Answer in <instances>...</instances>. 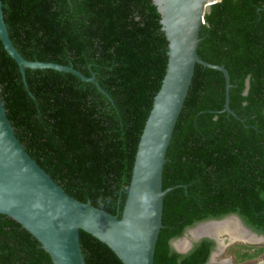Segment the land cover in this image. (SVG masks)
I'll list each match as a JSON object with an SVG mask.
<instances>
[{"label":"trees","instance_id":"trees-1","mask_svg":"<svg viewBox=\"0 0 264 264\" xmlns=\"http://www.w3.org/2000/svg\"><path fill=\"white\" fill-rule=\"evenodd\" d=\"M10 40L28 61L73 74L25 68L0 41V97L27 153L80 202L121 217L139 139L167 65L168 42L152 0H1ZM199 32L198 56L223 65L225 80L196 64L166 153L162 227L154 264H207L214 243L184 255L170 242L208 220L237 215L264 237V0H219ZM247 82V83H246ZM247 87V90H246ZM85 264H120L80 230ZM234 263L264 247L244 246ZM0 264H53L19 223L0 215Z\"/></svg>","mask_w":264,"mask_h":264},{"label":"water","instance_id":"water-1","mask_svg":"<svg viewBox=\"0 0 264 264\" xmlns=\"http://www.w3.org/2000/svg\"><path fill=\"white\" fill-rule=\"evenodd\" d=\"M160 14V23L168 42L167 65L161 86L154 96L152 108L142 130L134 159L132 175L121 217L111 215L70 197L44 169L27 153L15 135L0 97V215H5L27 230L48 253L53 264H85L80 230L104 242L120 264H154L155 245L162 227L163 197L173 188L162 189V172L166 162L174 127L183 108L196 64L217 70L225 80V104L222 112L236 117L229 106L230 76L223 65L202 60L197 53L199 32L211 5L219 0H152ZM0 41L4 50L16 62L25 83V68L52 69L73 74L83 82L103 89L95 75L86 77L72 66L28 61L13 46L4 21L0 0ZM247 83V82H246ZM247 90V87H246ZM236 219L260 243L264 237L247 228L242 220L232 215L219 220L198 223L206 225ZM195 228V227H194ZM218 246L211 252L207 264L215 263L213 254L221 251L223 243L218 235L201 234ZM184 255L191 245L178 249ZM219 249V250H218ZM219 253V252H218ZM260 264H264L262 261Z\"/></svg>","mask_w":264,"mask_h":264},{"label":"rangeland","instance_id":"rangeland-1","mask_svg":"<svg viewBox=\"0 0 264 264\" xmlns=\"http://www.w3.org/2000/svg\"><path fill=\"white\" fill-rule=\"evenodd\" d=\"M229 236H231L229 231L223 229L221 235L219 236V239L223 240L224 242L221 251H219V253L215 257V263L226 262L227 260H230L231 264H238L234 263V259L237 254L242 253L244 250H246L244 246L264 247V241L260 243H250L248 241H242L240 239H232V236L230 239ZM179 238L180 239L178 241H183L184 239L190 241L191 239V237L187 234V229ZM217 246L218 245L216 244L215 248H217ZM262 261H264V252L262 254H259L257 257L249 259L243 263L241 262L240 264H260Z\"/></svg>","mask_w":264,"mask_h":264},{"label":"bare ground","instance_id":"bare-ground-1","mask_svg":"<svg viewBox=\"0 0 264 264\" xmlns=\"http://www.w3.org/2000/svg\"><path fill=\"white\" fill-rule=\"evenodd\" d=\"M227 230L232 236V239H240L244 241H255L257 239H253L254 236L249 235V233L242 227V225L236 220V219H227L222 222L217 223H211L206 225H199L196 228L192 229L190 231V234L193 236L201 235V234H212V235H218L220 236L222 233V230ZM231 236L230 239H231ZM221 240V239H220ZM224 242L223 240H221ZM189 245V241L187 239H184L183 241H177L175 243V246L178 249H185ZM223 245V243H221ZM217 256L216 253L213 254L212 260L215 259Z\"/></svg>","mask_w":264,"mask_h":264},{"label":"flooded vegetation","instance_id":"flooded-vegetation-1","mask_svg":"<svg viewBox=\"0 0 264 264\" xmlns=\"http://www.w3.org/2000/svg\"><path fill=\"white\" fill-rule=\"evenodd\" d=\"M197 226H198V224L194 225L193 228H194V227L196 228ZM191 228H192V227H191ZM191 235H192V234H191ZM249 235H250V234H249ZM190 237H191V236H190ZM203 239H205V238H203ZM206 239H207V238H206ZM200 240H201V239H200ZM200 240H193V239L191 238L190 241H189V242H190V245H191V249H192L193 245L196 244L197 242H199ZM242 241H244V240H242ZM248 242H249V241H248ZM213 243H214V247H213V249H216V248H215L216 243H215L214 241H213ZM218 250H219V249H218ZM218 252H219V251H217L216 254H218ZM212 258H213V257H212ZM214 260H215V259H214ZM213 264H214V263H213Z\"/></svg>","mask_w":264,"mask_h":264},{"label":"clouds","instance_id":"clouds-1","mask_svg":"<svg viewBox=\"0 0 264 264\" xmlns=\"http://www.w3.org/2000/svg\"><path fill=\"white\" fill-rule=\"evenodd\" d=\"M230 216H232V215H230ZM237 216V215H236ZM229 217V216H228ZM212 220H215V219H212ZM219 220V219H218ZM214 250V249H213Z\"/></svg>","mask_w":264,"mask_h":264}]
</instances>
